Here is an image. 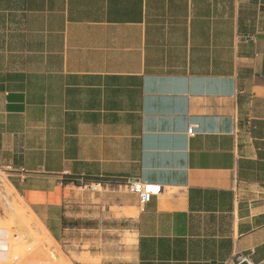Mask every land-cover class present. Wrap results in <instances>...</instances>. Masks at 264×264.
I'll use <instances>...</instances> for the list:
<instances>
[{"label":"crops","instance_id":"obj_1","mask_svg":"<svg viewBox=\"0 0 264 264\" xmlns=\"http://www.w3.org/2000/svg\"><path fill=\"white\" fill-rule=\"evenodd\" d=\"M0 171L55 238L137 181L135 264H264V0H0Z\"/></svg>","mask_w":264,"mask_h":264},{"label":"rangeland","instance_id":"obj_2","mask_svg":"<svg viewBox=\"0 0 264 264\" xmlns=\"http://www.w3.org/2000/svg\"><path fill=\"white\" fill-rule=\"evenodd\" d=\"M140 204L139 195L131 192L125 183L111 188L82 186L73 189L67 193L61 209L49 212L59 222L55 238L15 191L7 175L0 171V237L9 230L13 238L16 234L19 239L13 248L0 238V248L10 251L9 260L0 255V262L2 258L1 264H14L15 261V264H135L134 219ZM11 208L21 213V223ZM132 209H135L133 213ZM38 221L49 230L53 240L43 235Z\"/></svg>","mask_w":264,"mask_h":264},{"label":"bare ground","instance_id":"obj_3","mask_svg":"<svg viewBox=\"0 0 264 264\" xmlns=\"http://www.w3.org/2000/svg\"><path fill=\"white\" fill-rule=\"evenodd\" d=\"M99 186V185H98ZM136 187V186H135ZM19 210V209H18ZM133 210V209H132ZM11 211L13 212V213H15L16 214V217L18 218L19 217V221L22 219L21 218V216H20V214L21 213H19V211H16V210H13L12 208H11ZM16 211V212H15ZM135 210H133L131 213H133ZM33 215V214H32ZM29 216V215H28ZM31 216V215H30ZM21 218V219H20ZM14 219V218H13ZM28 219V218H27ZM23 220V219H22ZM20 223H21V221H20ZM24 223V222H23ZM27 223V222H26ZM36 223V222H35ZM38 223H39V225H40V228L42 229V233H43V235L44 234H46V236L47 237H49V239H51V240H53V237L51 236V234H50V232H49V230L45 227V226H43L42 224H41V222H39L38 221ZM37 224V223H36ZM27 225H29V223L27 224ZM31 225V224H30ZM29 225V226H30ZM38 225V226H39ZM28 226V227H29ZM32 226V225H31ZM27 227V228H28ZM30 229H31V227L29 228V231H30ZM39 231H40V229H39ZM15 232V231H14ZM19 233V232H18ZM32 233V232H31ZM33 234H34V232H33ZM36 234V233H35ZM38 234V233H37ZM12 234H11V232L9 231V230H7V233H5L4 234V236H1L0 238L1 239H4V241H6V242H8V245H10L11 247H13V248H15L16 247V243H17V241L19 240L18 238L16 239V234H15V238H13L12 236H11ZM19 235V234H18ZM25 235V234H24ZM20 236H21V234H20ZM23 236V235H22ZM34 237H35V235H33ZM36 237H39V236H37L36 235ZM44 237V236H43ZM46 237V238H47ZM20 238V237H19ZM22 239V238H21ZM48 239V238H47ZM47 241V240H46ZM21 242V241H20ZM42 242V241H41ZM40 242V243H41ZM53 242V241H52ZM19 244H21V243H19ZM23 244V243H22ZM49 247V246H48ZM18 248H19V246H18ZM19 250V249H18ZM20 252H22V250H19ZM46 251V250H45ZM9 250H7L6 248H0V255H4V258L5 259H7V260H9V258H10V255H9ZM59 252V251H58ZM47 253V252H46ZM50 253V252H49ZM35 254V253H34ZM36 255H37V253H36ZM14 257V256H13ZM18 257H19V255H18ZM44 257H45V254H44ZM52 257H54V255H52ZM63 257V256H62ZM33 258V257H32ZM17 259H19V258H17ZM45 259V258H44ZM6 260V261H7ZM12 260V259H11ZM52 260V259H51ZM56 261V257H54L53 258V261ZM14 261V260H13ZM19 261V260H18ZM53 261H51L52 263H53ZM1 262H2V258H1ZM1 262H0V264H1ZM16 262V261H15ZM15 262H14V264H15ZM42 263V262H41ZM59 263H61V262H59ZM59 263H57V264H59ZM8 264V263H7ZM11 264V263H10ZM43 264V263H42ZM49 264V263H48ZM69 264V263H68Z\"/></svg>","mask_w":264,"mask_h":264},{"label":"built area","instance_id":"obj_4","mask_svg":"<svg viewBox=\"0 0 264 264\" xmlns=\"http://www.w3.org/2000/svg\"><path fill=\"white\" fill-rule=\"evenodd\" d=\"M188 134L189 135L194 134V127H190L188 129ZM125 186L129 188L131 192L137 193L139 195L141 203L148 200L151 195L158 194L161 190V187L158 185L142 184L137 181H128L125 183ZM89 187H91L92 189H95L98 187V185H91Z\"/></svg>","mask_w":264,"mask_h":264},{"label":"water","instance_id":"obj_5","mask_svg":"<svg viewBox=\"0 0 264 264\" xmlns=\"http://www.w3.org/2000/svg\"><path fill=\"white\" fill-rule=\"evenodd\" d=\"M239 264H249L247 261H242L241 263Z\"/></svg>","mask_w":264,"mask_h":264},{"label":"trees","instance_id":"obj_6","mask_svg":"<svg viewBox=\"0 0 264 264\" xmlns=\"http://www.w3.org/2000/svg\"><path fill=\"white\" fill-rule=\"evenodd\" d=\"M119 184H121V183H119Z\"/></svg>","mask_w":264,"mask_h":264}]
</instances>
